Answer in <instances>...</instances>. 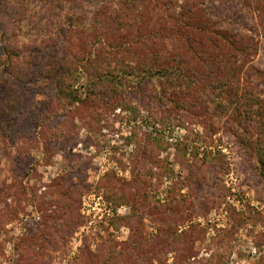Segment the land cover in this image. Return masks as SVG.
<instances>
[{"label": "rangeland", "instance_id": "374dc122", "mask_svg": "<svg viewBox=\"0 0 264 264\" xmlns=\"http://www.w3.org/2000/svg\"><path fill=\"white\" fill-rule=\"evenodd\" d=\"M261 160L264 0H0V264H264Z\"/></svg>", "mask_w": 264, "mask_h": 264}, {"label": "trees", "instance_id": "16d2710c", "mask_svg": "<svg viewBox=\"0 0 264 264\" xmlns=\"http://www.w3.org/2000/svg\"><path fill=\"white\" fill-rule=\"evenodd\" d=\"M260 163H261L260 172H261L262 177L264 178V161L261 160Z\"/></svg>", "mask_w": 264, "mask_h": 264}]
</instances>
